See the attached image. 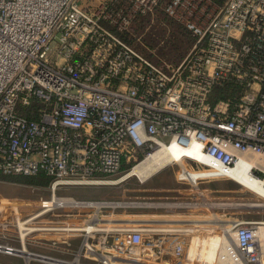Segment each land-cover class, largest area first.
<instances>
[{
  "label": "built area",
  "instance_id": "1",
  "mask_svg": "<svg viewBox=\"0 0 264 264\" xmlns=\"http://www.w3.org/2000/svg\"><path fill=\"white\" fill-rule=\"evenodd\" d=\"M157 10L191 37L175 66L149 61L112 29ZM191 144L228 170L249 163L264 190V0H0L1 175H42L53 189L100 183L158 149ZM199 155L184 157L202 166L194 171L208 169ZM86 221L66 229L80 238L71 261L23 242L0 252L25 264H141L146 233L179 231ZM224 230L231 245L218 264H264V219ZM169 250L180 257L183 245Z\"/></svg>",
  "mask_w": 264,
  "mask_h": 264
},
{
  "label": "rangeland",
  "instance_id": "2",
  "mask_svg": "<svg viewBox=\"0 0 264 264\" xmlns=\"http://www.w3.org/2000/svg\"><path fill=\"white\" fill-rule=\"evenodd\" d=\"M88 1L80 0L82 4ZM112 29L156 65L175 66L191 44L183 30L161 10L153 17L133 21L126 30ZM210 167L200 171L202 175L193 180L191 172L202 166L183 158L170 162L144 180L134 175L124 178L127 171H123L100 179V183L60 185L55 189L50 180L42 176L0 174V244L20 247L23 242L28 251L71 261L80 253L77 246L80 238L67 228L84 227L86 220L94 223L144 220L149 228L179 231L172 236L146 233L138 257L141 264H185L191 237L197 243L195 255L191 256L193 261L212 263L211 254L208 258L206 252L218 246V236L211 234L218 231L215 217L225 224L233 218L264 219V197L238 184L217 166L210 164ZM52 197L68 203L53 206ZM78 201L87 204H71ZM174 202L196 205L173 207ZM169 219L183 224L168 227L150 222ZM192 230L200 233L193 234ZM172 241L182 243L180 257L171 254ZM157 242L162 247L161 253L156 251ZM80 262L92 264L81 259ZM0 264L25 262L20 257L0 252ZM30 264L40 263L31 261Z\"/></svg>",
  "mask_w": 264,
  "mask_h": 264
},
{
  "label": "bare ground",
  "instance_id": "3",
  "mask_svg": "<svg viewBox=\"0 0 264 264\" xmlns=\"http://www.w3.org/2000/svg\"><path fill=\"white\" fill-rule=\"evenodd\" d=\"M198 150H199V147L197 144H191L186 149L178 148L174 145L158 149L149 158H147L144 161H142L141 163H139L130 172H127L123 177L127 178L128 176L134 175V176L138 177L140 180H144L148 176H150L152 173H155L160 168L166 166L170 162H174V161L178 162L186 156L188 158H191V157H194L193 155H199ZM196 158L202 164H204L206 167L211 168L210 164L217 166V168L221 172L228 175L231 179H233L238 184H240L241 182L244 184H249L251 187V188H249L250 191H253L256 194H259L262 197H264V190H262V188H261V183L257 179L252 177L251 174L249 173V168H250L249 163L243 164V165H237L233 169L228 170L226 168H223L220 164L213 162L211 160H208L206 158H203L200 155L196 156ZM240 185H242V184H240ZM21 202H23V201H21ZM32 202H34V201H32ZM206 206H209V205L207 204ZM214 221L216 222V225L218 227V229H217L218 231L215 230V232H212L211 234H215L216 236H218V238H219L217 241L218 246L215 249L212 246V249L209 248L211 250L210 251L208 250V252H206V256L208 255V258H209L210 257L209 255L211 254L213 260H212V263H208V262L206 263L205 262V264H216L217 261L219 262V256H220L221 252H223L229 244L231 245V242L226 238L227 233L224 230V227L226 224L223 221L217 219L216 217H215ZM192 231H194L193 234L200 233V232H196L195 230H192ZM219 231H221V232L219 233ZM206 242H207V240H206ZM196 244L197 243L191 237L189 249H188L186 260H185V264H204V263H196L191 258V256L195 255L194 252H195ZM209 247H210V244H209ZM21 254L24 257H28L25 249H21ZM121 262L129 263L131 261H129V260L122 261L121 260Z\"/></svg>",
  "mask_w": 264,
  "mask_h": 264
},
{
  "label": "crops",
  "instance_id": "4",
  "mask_svg": "<svg viewBox=\"0 0 264 264\" xmlns=\"http://www.w3.org/2000/svg\"><path fill=\"white\" fill-rule=\"evenodd\" d=\"M95 1V0H94ZM96 1H99V0H96ZM163 168V167H162ZM161 169V168H160ZM191 176H193L194 177V179L193 180H195V179H197L198 178V175L200 176V175H202L201 173H200V171H193V172H191V174H190ZM187 176H188V178H189V174H187ZM189 181L191 182V183H193L192 182V180H190V178H189ZM240 184H242L245 188H251L250 187V185L249 184H244V183H240ZM207 188V187H206ZM174 206L173 207H177V206H186V205H189V206H195L196 204H193V203H189V202H187V203H179V202H174V204H173ZM233 206V205H232ZM234 219H237V218H233V219H231V220H229V222H227L228 224L232 221V220H234ZM124 221H134V220H124ZM135 222H141V223H147V221H144V220H138V221H135ZM150 222H156V223H161V224H159V225H166V226H168V227H175V226H178V225H181V224H183V222H181V221H177V220H172V219H169V220H157V221H150ZM202 222V221H201Z\"/></svg>",
  "mask_w": 264,
  "mask_h": 264
},
{
  "label": "trees",
  "instance_id": "5",
  "mask_svg": "<svg viewBox=\"0 0 264 264\" xmlns=\"http://www.w3.org/2000/svg\"><path fill=\"white\" fill-rule=\"evenodd\" d=\"M158 11V10H157ZM156 11V12H157ZM155 12V13H156ZM154 13V14H155ZM154 15H152V16H149V15H147V16H139V17H137L136 18V20H135V22H138L139 20H141V19H143V18H148V17H153ZM165 16V15H164ZM166 17V16H165ZM167 19H169V20H172V19H170V18H168V17H166ZM176 25H178L174 20H172ZM178 27L179 28H181L182 30H183V32L186 34V36L190 39V41H191V37H190V35L180 26V25H178ZM161 67H166V66H172V65H167V64H159ZM218 91H216V93H217ZM217 95H219V97H222L221 95H220V92H218L217 93ZM38 176H42V175H38ZM42 177H44V176H42ZM46 178V177H45Z\"/></svg>",
  "mask_w": 264,
  "mask_h": 264
}]
</instances>
